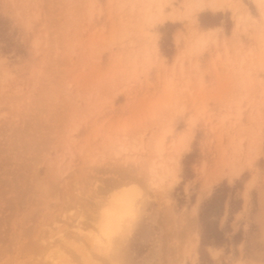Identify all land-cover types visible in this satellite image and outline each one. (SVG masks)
<instances>
[{
	"label": "rangeland",
	"instance_id": "374dc122",
	"mask_svg": "<svg viewBox=\"0 0 264 264\" xmlns=\"http://www.w3.org/2000/svg\"><path fill=\"white\" fill-rule=\"evenodd\" d=\"M198 1L0 0V264H264V8Z\"/></svg>",
	"mask_w": 264,
	"mask_h": 264
},
{
	"label": "bare ground",
	"instance_id": "6f19581e",
	"mask_svg": "<svg viewBox=\"0 0 264 264\" xmlns=\"http://www.w3.org/2000/svg\"><path fill=\"white\" fill-rule=\"evenodd\" d=\"M255 2L257 3L259 8H264V0H255ZM207 3V2H206ZM205 2H203V0H199L197 2V4L194 6V8L189 9L188 12L190 11H194V10H198V9H203L204 7H206V5H208V7L212 10H216L217 8H219V5L216 3V0H210L207 4ZM193 4V3H192ZM262 12V10H261ZM172 13V12H170ZM173 13H176L173 11ZM170 14V18L171 19H175L176 18V14ZM169 14V13H168ZM249 16V14H248ZM246 18V16H243V14H238L235 15V27H234V36L238 34L239 29L241 27V25L243 24L244 19ZM159 19V18H158ZM245 22V21H244ZM212 31V30H209ZM208 34V33H207ZM191 138V134L189 131H185L181 137H180V143L182 144L183 147H186L189 140ZM226 156V157H225ZM234 160V159H232ZM231 157L228 155H223L220 156L219 160L216 163V171L217 172V176L220 177L222 174H224V171L228 168L232 167V161ZM216 176V174H215ZM135 192V191H134ZM134 192L127 194L125 196H121V197H117L119 198L118 200H116V209L111 215L110 213V217L108 218L109 222H108V232H105L106 236L105 239H101V235H99L100 237H97V243L101 244L102 246L104 245L103 248H99V249H104L106 252L111 250V246L113 244V240L115 238V236L117 234H122V237H126L129 235L131 226L134 224V221L136 219L135 217V213H134ZM248 191L245 192V195L247 196ZM138 195V193H137ZM136 195V196H137ZM139 200V199H138ZM138 202V201H137ZM79 231V230H78ZM100 233H103L100 232ZM97 236V235H96ZM103 237V238H104Z\"/></svg>",
	"mask_w": 264,
	"mask_h": 264
},
{
	"label": "trees",
	"instance_id": "16d2710c",
	"mask_svg": "<svg viewBox=\"0 0 264 264\" xmlns=\"http://www.w3.org/2000/svg\"><path fill=\"white\" fill-rule=\"evenodd\" d=\"M201 23L205 26H209V25H217V20L211 21V22H207L206 20H204V18L201 17ZM163 50H165V47H163ZM166 52V50H165ZM218 191H220V188L218 189ZM207 230H206V238L207 239H211V238H216V236L214 235V232H212V230L209 228L208 224H206Z\"/></svg>",
	"mask_w": 264,
	"mask_h": 264
},
{
	"label": "crops",
	"instance_id": "0c3cea01",
	"mask_svg": "<svg viewBox=\"0 0 264 264\" xmlns=\"http://www.w3.org/2000/svg\"><path fill=\"white\" fill-rule=\"evenodd\" d=\"M251 1H253L256 5H257V3L255 2V0H251ZM243 2V1H242ZM216 3L219 5V8H217L216 10H214V11H217V10H221V9H224L225 8V5H224V3H222L221 1H218V0H216ZM244 3V2H243ZM258 6V5H257ZM212 10V9H211ZM229 10V9H228ZM238 14H243V16H248V13L247 14H244V13H237V14H235V15H238ZM236 23V22H235Z\"/></svg>",
	"mask_w": 264,
	"mask_h": 264
}]
</instances>
